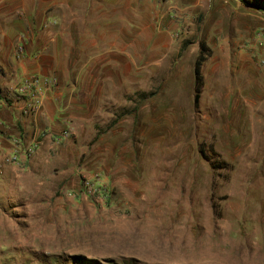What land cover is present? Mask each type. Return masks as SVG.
<instances>
[{
  "label": "rangeland",
  "instance_id": "374dc122",
  "mask_svg": "<svg viewBox=\"0 0 264 264\" xmlns=\"http://www.w3.org/2000/svg\"><path fill=\"white\" fill-rule=\"evenodd\" d=\"M142 1L180 48L111 73L93 27L72 79L29 74L56 79L36 112L15 96L29 75L3 95L33 116L63 92L53 121L0 146V264H264V0ZM199 39L213 55L196 105ZM17 138L35 151L6 162Z\"/></svg>",
  "mask_w": 264,
  "mask_h": 264
},
{
  "label": "crops",
  "instance_id": "0c3cea01",
  "mask_svg": "<svg viewBox=\"0 0 264 264\" xmlns=\"http://www.w3.org/2000/svg\"><path fill=\"white\" fill-rule=\"evenodd\" d=\"M147 5L142 0H0L2 151L10 147L6 136L11 126L21 124L23 131L31 135L34 122L36 124L42 117L53 121L57 114L56 97L63 92L51 89L44 98L41 111L33 116L19 115L13 108L6 107L3 95L12 94L13 83L29 74L54 72L66 75L65 80L72 79L81 65H77L80 62L78 56L72 57V53L78 48L81 51L87 49V35L91 34L93 27V49L97 52L99 67L109 68L111 73H133L136 58L146 57V52L152 49L163 46L180 48L181 43L177 45L167 32L172 26L168 25V29L161 31L151 28ZM45 23L49 24L47 30L35 29L33 32L34 27ZM202 41L212 50L202 65L204 75L203 68L213 55V47L205 39L196 40L193 47L197 56ZM20 45L24 47L23 53L18 50ZM63 57L64 61H60Z\"/></svg>",
  "mask_w": 264,
  "mask_h": 264
},
{
  "label": "built area",
  "instance_id": "2783aa9c",
  "mask_svg": "<svg viewBox=\"0 0 264 264\" xmlns=\"http://www.w3.org/2000/svg\"><path fill=\"white\" fill-rule=\"evenodd\" d=\"M56 79H43L38 75L23 77L16 87V100L23 101L25 112H36L41 105V98L44 95V85H54ZM35 151V143L29 146H21L20 139H14L13 150L6 162H18L22 157H29Z\"/></svg>",
  "mask_w": 264,
  "mask_h": 264
},
{
  "label": "trees",
  "instance_id": "16d2710c",
  "mask_svg": "<svg viewBox=\"0 0 264 264\" xmlns=\"http://www.w3.org/2000/svg\"><path fill=\"white\" fill-rule=\"evenodd\" d=\"M211 54H212L211 48L207 45L205 41H202L201 49L197 56L195 66H194V75H195L194 101L196 105L199 104L201 94L205 86V78L202 72V65Z\"/></svg>",
  "mask_w": 264,
  "mask_h": 264
}]
</instances>
